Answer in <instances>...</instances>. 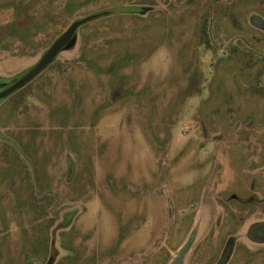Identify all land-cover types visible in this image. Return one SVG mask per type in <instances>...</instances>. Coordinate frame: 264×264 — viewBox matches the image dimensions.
<instances>
[{
    "label": "rangeland",
    "instance_id": "1",
    "mask_svg": "<svg viewBox=\"0 0 264 264\" xmlns=\"http://www.w3.org/2000/svg\"><path fill=\"white\" fill-rule=\"evenodd\" d=\"M31 1L0 0V85L75 20L127 12L1 102L0 264H169L193 232L185 264H216L230 236V264H264L247 237L264 222V0Z\"/></svg>",
    "mask_w": 264,
    "mask_h": 264
},
{
    "label": "water",
    "instance_id": "2",
    "mask_svg": "<svg viewBox=\"0 0 264 264\" xmlns=\"http://www.w3.org/2000/svg\"><path fill=\"white\" fill-rule=\"evenodd\" d=\"M109 13V10L95 13L80 19L75 20L66 31H64L52 44L51 46L44 52L40 60L31 67L26 73L22 74L16 80L12 81L6 86L0 87V101L6 99L11 94L15 93L25 85H27L33 78L37 77L42 71H44L48 66H50L58 56L61 51L68 49L76 40L79 28L99 17L105 16ZM253 23L259 27L263 25L260 18L256 17L253 20ZM5 87V88H4ZM264 230V222L256 223L252 225L249 229L248 237L253 242L264 243V239L259 241L256 237L257 232ZM195 240V233L191 234L188 238L185 245L180 249L178 254L174 256V258L170 261L169 264H185V258L187 253L192 247V244ZM235 238L231 237L228 239L219 260L216 264H228L234 248ZM55 253L52 252L50 254V258L48 259L46 264H54L55 261Z\"/></svg>",
    "mask_w": 264,
    "mask_h": 264
},
{
    "label": "trees",
    "instance_id": "3",
    "mask_svg": "<svg viewBox=\"0 0 264 264\" xmlns=\"http://www.w3.org/2000/svg\"><path fill=\"white\" fill-rule=\"evenodd\" d=\"M16 2V1H15ZM21 4V3H20ZM15 5H17L16 3H15ZM36 5V1H34V0H32L31 2H30V7H33V6H35ZM28 10V9H27ZM27 10L26 9H24L23 10V12H22V17H24L25 16V14L27 13ZM21 12V9L20 8H17V10H16V12ZM125 12H127L126 10L125 11H117V10H109V13L107 14V15H116V14H119V15H123ZM12 25V24H11ZM14 27V26H13ZM12 32H14L13 34H15V35H17V36H19V38H21V41L23 40V41H25L28 37H29V30L28 29H25L24 31H19V30H17V28L16 27H14V29L13 30H11ZM5 36H3V37H0L1 39L2 38H4ZM8 47V46H7ZM6 47V48H7ZM84 49V48H83ZM92 51V50H91ZM52 65H50V66H48V68L47 69H49L50 67H51ZM90 66V65H89ZM95 70H96V68H95ZM28 71V70H27ZM26 71V72H27ZM114 71V69L111 71V72H113ZM25 72V73H26ZM53 74V73H52ZM33 79H36V78H33ZM32 79V80H33ZM31 80V81H32ZM23 88V87H22Z\"/></svg>",
    "mask_w": 264,
    "mask_h": 264
},
{
    "label": "flooded vegetation",
    "instance_id": "4",
    "mask_svg": "<svg viewBox=\"0 0 264 264\" xmlns=\"http://www.w3.org/2000/svg\"><path fill=\"white\" fill-rule=\"evenodd\" d=\"M3 86H6V84H3V85H0V87H3ZM5 88V87H4ZM16 93V92H15ZM14 94V93H13ZM13 94H11V95H13ZM10 95V96H11ZM9 96V97H10ZM9 97H7V98H9ZM6 98V99H7ZM5 100V99H4ZM3 101V100H2ZM2 101H0V104H1V102ZM251 198V197H250ZM250 229V228H249ZM193 233H195V232H193ZM248 233H249V230H248ZM248 233H247V235H248ZM195 235H196V233H195ZM231 237H233V236H230L229 238H231ZM248 237V236H247ZM256 237H257V239L259 240V241H261L262 239H264V230H261V231H258L257 232V235H256ZM228 238V239H229ZM235 238V243H234V248H233V252H234V249H235V247H236V243H237V239H236V237H234ZM228 239H227V241H228ZM248 239H249V237H248ZM195 241V240H194ZM227 241H226V243H227ZM252 241V240H251ZM253 242V241H252ZM254 243H256V244H264V243H257V242H254ZM193 245V244H192ZM226 245V244H225ZM232 255H233V253H232ZM231 259H232V256H231V258H230V260H229V262H228V264H230V262H231Z\"/></svg>",
    "mask_w": 264,
    "mask_h": 264
}]
</instances>
